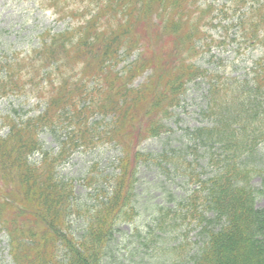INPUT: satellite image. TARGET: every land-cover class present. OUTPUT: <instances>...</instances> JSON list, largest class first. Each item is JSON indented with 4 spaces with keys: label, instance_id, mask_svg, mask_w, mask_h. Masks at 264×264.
I'll use <instances>...</instances> for the list:
<instances>
[{
    "label": "trees",
    "instance_id": "16d2710c",
    "mask_svg": "<svg viewBox=\"0 0 264 264\" xmlns=\"http://www.w3.org/2000/svg\"><path fill=\"white\" fill-rule=\"evenodd\" d=\"M164 1L156 0L153 4L162 10L160 17L167 19L165 13L172 9L175 0H168V4ZM128 2L129 0L124 2L126 6L129 5ZM141 2L143 10L150 0ZM184 6L186 5L181 7ZM184 10L183 15L180 12L172 13L167 24L161 25L162 31L157 34L160 36L158 40H162L165 35H172V47L189 49L190 41V47L194 48L192 38L186 36V33H178L175 27L177 21L172 18H187L189 20H182L183 24L192 26L200 23L201 16L196 19ZM133 14L135 12L131 10L127 15L121 16V19ZM142 16L145 24L150 16L146 13ZM140 18L141 16L135 17L136 20ZM238 21L242 30L249 33L248 39L264 43V31L258 29L264 26V10L259 13L254 23L247 14ZM93 24L96 26L95 22ZM251 26L254 30H251ZM130 30L131 22L118 23V19L110 22L107 33L102 38L103 54L97 68L100 75H103L104 65L110 66L115 59L114 49L118 40L121 42L123 35ZM85 37L86 34L82 33L76 39V44H84ZM144 37L147 38L148 35ZM127 43L129 38L123 42ZM67 45L70 44L64 37L61 40L55 36L50 43L52 54L47 58L61 60L59 58L64 57L63 52ZM170 46L166 44L165 50ZM174 68L181 67L178 63ZM199 74L206 76L199 67L194 68L185 76L184 82L195 80ZM181 77L182 75L175 72L168 79L163 93L168 105L176 104L178 100L176 94L183 84ZM215 78L220 83L214 84ZM208 82V110L213 111L217 107L222 111V116L215 120L214 125L190 128L187 134L194 138L197 136L200 144L208 147L210 153L216 143H221L223 146L219 149L222 153L213 161L216 170L212 175L203 177V173L192 169V165L185 167V171L179 176L186 178L188 183L193 181L197 186L191 194L170 199L173 202L177 200L176 213L170 219V226L163 227L159 223L163 236H156L155 239L164 248L163 242L167 235L178 233L180 228H185V234L191 229L198 230L197 235L201 239L196 241L194 248L185 251L184 243L176 244L174 252L179 249L182 251L178 255L180 261L170 264H264V208L257 205L258 198L264 197V181L260 187L251 183L255 168L250 166L248 157L264 141V61L256 66L251 80L244 83L237 77L216 74ZM71 99L74 100V96ZM53 102V106L58 107L50 111L46 108L41 114L27 120H10L9 115L4 117L9 133L4 138L0 137V179L5 183V187L0 186V224L9 233L8 241L14 264H119L116 260L107 259L108 256H113L108 248L114 239L117 226L126 215L131 195L135 198L137 196V167L126 162L127 159L124 163L125 157L120 158V171L105 177L112 184L111 191L104 189L106 186L102 185L103 181H99L97 176L91 175L86 179L88 187L93 188L96 184L99 189L98 200L87 209V225L78 236H74L69 216L75 209V188L72 181L64 180L59 175L58 167L69 157L72 149L87 145V139L95 142L96 138L104 136L99 133L101 128L89 124V127L83 126L85 128L81 129L82 132L78 128L80 136L75 145L66 147L73 141V136L69 133L68 141L63 142L59 152L45 148L40 137L41 131H56L63 120L72 122L71 116L76 119L82 114V107L76 112L74 102L64 104V99L57 98ZM241 141L243 144L240 146ZM233 144L236 148L231 151ZM172 152L173 155L169 157L166 156L167 151L160 152L158 158L164 160L167 157L176 171H181L176 151ZM35 153L41 155L40 160L33 158ZM141 158L143 157H136L138 160ZM164 173L169 175L168 170H164ZM91 199H94L93 193ZM134 201H130L129 205ZM159 211L166 217L172 213L171 210L165 213L161 209Z\"/></svg>",
    "mask_w": 264,
    "mask_h": 264
},
{
    "label": "rangeland",
    "instance_id": "374dc122",
    "mask_svg": "<svg viewBox=\"0 0 264 264\" xmlns=\"http://www.w3.org/2000/svg\"><path fill=\"white\" fill-rule=\"evenodd\" d=\"M204 2L222 4L228 0H203ZM202 1V2H203ZM47 0H0V76H2L6 67L4 64L13 59H22L33 55V51L41 47L42 38L46 35V31L50 30L52 33L60 32L70 24H77L78 20L72 17L66 19L58 18L56 12L46 7ZM95 5L91 0H68L70 9H83ZM74 20L72 23L71 20ZM219 20V19H217ZM225 22V21H224ZM67 26V27H68ZM156 30L148 31L147 35L149 40H145L141 47L130 56L128 51H124L120 60H127L126 63L132 62L134 59L143 57L144 54L150 58H162V50L154 42L156 38ZM230 31V30H228ZM221 27L217 26L211 31L207 32V36L213 37L220 36ZM201 36V35H200ZM238 44L219 45L215 46L209 52H204L198 57L197 64L206 69L209 68L211 73H218L223 75V71L231 73V77L240 76L244 77L250 72L255 65L258 58L263 55L261 48H249L243 52L244 47H238ZM198 53H200L198 51ZM84 59V62H81ZM80 60V61H79ZM75 60L73 67L79 73L89 74L92 71V62L87 58L80 57ZM123 65L119 66L121 69ZM150 71H146L139 75L135 82L134 87H141L148 82ZM81 76V73L78 77ZM94 77V76H93ZM199 79L202 83H189L183 94L177 95L182 100L179 106H174L169 109V113L165 114L160 106L149 112V109L140 108L134 113V120L127 128L126 134L132 137L137 134L139 128L148 129L149 126L156 124H166L165 127L170 128V131L162 133L157 137L147 138L143 136L141 143L137 150L142 149L143 152L149 153L148 163L142 161L137 168L139 176L137 179V196L129 200L135 201L130 203L126 208V215L123 217L122 223L117 226V231L114 234V239L110 243L108 250L113 256H108L110 261L116 260L119 264H170L177 263L178 255L182 252L180 249L174 252V247L178 243H184L185 251L191 250L196 245V241L201 239L197 233V229H191L188 234H185V228H180L178 233L169 234L166 237L164 248L162 243L156 242V236H163V232L159 230L154 222V213L156 205L167 202L170 196L181 198L189 192V187L186 178L176 173L173 163L166 165V160H163V165L170 170V174L164 173L158 168L161 160H156L157 153L163 148L169 150L171 155L172 150L179 148L176 159L183 165L182 171L185 167L191 166L192 169L196 168L197 172L202 171L205 166L212 163L213 154H208L204 149H194V145L198 146V141L187 134L188 128L198 126L212 125L214 118L220 117L218 115H206L207 110V89L208 82ZM103 84V83H102ZM22 91L14 92L9 96H0V134L5 135L8 132L2 124L3 117L12 110H17V113L22 116L33 115L39 113L41 107H36L38 99L46 101L41 97H51L54 94L53 88L49 84H44L40 92L30 95ZM206 110V112H205ZM170 112L172 116L168 117ZM149 114V115H146ZM150 129V128H149ZM154 128L153 130H155ZM64 127L59 126L56 131L43 130L41 138L44 141L46 148H58V141H61V134H64ZM100 142V141H97ZM138 143V142H137ZM95 147V144L88 145ZM141 146V147H140ZM193 146V148H192ZM217 147V146H216ZM218 148V147H217ZM91 149V148H90ZM120 151L115 146L107 144L100 145L96 149L85 150L76 149L71 153L70 158L65 163L61 164L58 168L59 175L64 180L72 181L75 188V209L70 212L69 220L71 229L74 236H78L82 232L83 227L87 225L89 218L88 207L96 203L97 193L99 189L95 186L93 188L87 187L84 179L92 174L95 170L101 177L108 176L116 166L117 156ZM35 158L39 159L36 155ZM156 160V161H155ZM252 164L255 166V173L252 174L251 183L257 187L262 186L264 181V143L259 147V153L255 154L252 159ZM191 164V165H190ZM262 168V169H260ZM260 169V170H259ZM212 170V168H211ZM259 170V171H256ZM206 173L210 169L205 168ZM138 174V173H137ZM2 172L0 169V177ZM103 184L106 190L110 189L109 181L104 180ZM0 186L5 187V183L0 179ZM194 188V187H193ZM93 193L94 199H91ZM96 199V200H95ZM173 205V202H167ZM257 205L264 208V197L258 198ZM152 224V225H151ZM6 234L0 233V264H14L9 254L8 241L5 238ZM179 237V238H178ZM178 238V239H177ZM138 240L140 241L138 243ZM187 242V243H186ZM180 261V260H178ZM179 264H184L180 262Z\"/></svg>",
    "mask_w": 264,
    "mask_h": 264
}]
</instances>
